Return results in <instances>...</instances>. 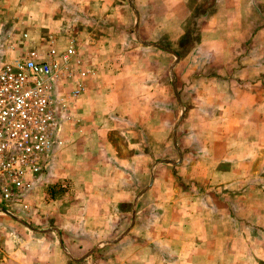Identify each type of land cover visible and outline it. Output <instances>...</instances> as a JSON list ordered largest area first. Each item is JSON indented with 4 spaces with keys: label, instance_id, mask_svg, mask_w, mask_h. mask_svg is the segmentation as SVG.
Returning <instances> with one entry per match:
<instances>
[{
    "label": "crops",
    "instance_id": "obj_1",
    "mask_svg": "<svg viewBox=\"0 0 264 264\" xmlns=\"http://www.w3.org/2000/svg\"><path fill=\"white\" fill-rule=\"evenodd\" d=\"M154 3L173 4L174 14L182 11L180 20L184 11L187 18L196 19L197 39L180 57L195 56L200 62L194 133L189 130L196 156L184 157L181 163L199 167L192 179L201 185L166 188L160 195L153 188L159 177L141 172L139 144L138 154L132 156L107 154L104 137L110 121L121 118L131 127L139 126L140 116L149 113L152 93L149 75L140 72L138 62L131 68L117 64L111 76L102 75L99 63L79 101L82 116L74 112L67 135L60 129L64 141L52 147L46 164L50 181L62 177L57 165L67 164L66 179L73 177L78 185L84 180L99 184L86 199L88 212L101 216L85 220L79 226L85 235L74 234L69 243L60 235L51 236L58 232L55 225L33 236L22 237L20 230L16 237L9 232L15 222L1 217L0 264H264V0ZM86 111L91 118L81 131L74 124ZM125 161L130 167H124ZM144 180L146 187L138 191ZM155 194L164 196L161 207L140 208L141 200ZM125 202L132 204L127 233ZM69 226L77 229L75 223ZM58 243L59 250L68 253L61 254Z\"/></svg>",
    "mask_w": 264,
    "mask_h": 264
},
{
    "label": "rangeland",
    "instance_id": "obj_2",
    "mask_svg": "<svg viewBox=\"0 0 264 264\" xmlns=\"http://www.w3.org/2000/svg\"><path fill=\"white\" fill-rule=\"evenodd\" d=\"M155 1L158 0H0V60L14 59L47 43L56 48L68 44L73 46L80 64L90 71L86 88L80 96L72 101L63 96L66 105L57 118L59 142L64 141V137H59L60 129L66 135L71 129L74 112L82 116L79 101L87 92L88 83L96 76L97 64L100 63L102 75L111 76L117 64L119 67L126 64L131 68L138 62L140 72L149 75L152 93L148 101L151 103L149 113L145 117L140 116L139 126L131 127L121 118L110 121L107 137H104L108 143L106 151L114 157L125 158L138 154L135 146L139 144L141 172L159 177L153 182V188L162 195L166 188H196L200 184V181L192 179L193 175H198L199 167L181 163L184 157L189 159L196 156L191 133H194L195 109L199 102L196 95L200 76L197 65L200 62L196 61L195 56H189L187 60L180 58L197 39L196 19L187 18L184 11L185 17L180 20L182 11L174 14L173 4H155ZM196 10V13L202 11L201 8ZM149 66L154 69L149 71ZM140 93L141 97L146 96V89ZM89 117L86 111L82 119L76 121L75 127L85 130L83 123ZM80 135V140H83L84 133ZM53 148L47 156V164ZM127 162L125 168L129 166ZM47 164L28 194L12 204L10 215L0 218L10 217V221L15 222L9 232L16 237H20V230L23 231L22 237L33 236L36 230L43 228L46 233L55 225L58 232L51 236L57 239L60 235L63 242L69 243V238H73L74 234L77 238L85 235L80 228L85 220L100 218L99 212H88L90 205L86 199L90 190L99 189V184L93 186V182L84 180L78 185L73 177L66 179L69 176L67 164L57 165L62 177L59 175L50 181ZM167 175L171 178L167 179ZM147 183L144 180L138 191ZM160 195L141 200L140 208L146 211L148 207H161L164 196ZM123 208L126 211L125 224L129 226L124 228L127 233L131 225L132 204L125 202ZM41 223L44 225L41 226ZM69 223H75L77 229H69ZM59 252L68 253L66 250ZM95 261L98 262L97 259Z\"/></svg>",
    "mask_w": 264,
    "mask_h": 264
},
{
    "label": "built area",
    "instance_id": "obj_3",
    "mask_svg": "<svg viewBox=\"0 0 264 264\" xmlns=\"http://www.w3.org/2000/svg\"><path fill=\"white\" fill-rule=\"evenodd\" d=\"M80 63L71 44L51 43L0 60V216L33 188L59 144L63 96L72 101L86 88L90 70Z\"/></svg>",
    "mask_w": 264,
    "mask_h": 264
}]
</instances>
